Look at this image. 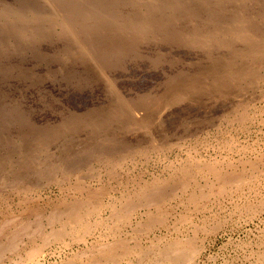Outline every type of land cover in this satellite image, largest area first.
I'll list each match as a JSON object with an SVG mask.
<instances>
[{
	"label": "rangeland",
	"instance_id": "1",
	"mask_svg": "<svg viewBox=\"0 0 264 264\" xmlns=\"http://www.w3.org/2000/svg\"><path fill=\"white\" fill-rule=\"evenodd\" d=\"M79 178L109 189L80 238L63 225ZM154 187L161 204L118 220ZM0 205V229L39 227L0 264H90L124 239L147 253L119 264H264V0H0Z\"/></svg>",
	"mask_w": 264,
	"mask_h": 264
},
{
	"label": "bare ground",
	"instance_id": "2",
	"mask_svg": "<svg viewBox=\"0 0 264 264\" xmlns=\"http://www.w3.org/2000/svg\"><path fill=\"white\" fill-rule=\"evenodd\" d=\"M263 38V37H262ZM243 42V41H242ZM235 62V61H234ZM223 74V73H222ZM231 74V73H230ZM218 75V74H217ZM219 76V75H218ZM221 76V75H220ZM223 76H224V74H223ZM222 78V77H221ZM198 87V86H197ZM193 88V87H192ZM195 88V87H194ZM190 89V88H189ZM186 90V89H185ZM188 90V89H187ZM108 106H110V105H108ZM127 106V105H126ZM136 107V106H135ZM134 107V108H135ZM161 107V106H160ZM116 109V108H115ZM111 110V109H110ZM113 110V109H112ZM93 115V114H92ZM127 117V116H126ZM124 118V117H123ZM102 122V121H101ZM117 122V121H116ZM243 130V129H242ZM132 131V130H131ZM230 136V135H229ZM129 146V145H128ZM139 147V146H138ZM135 149V148H134ZM248 149V148H247ZM137 151V150H136ZM144 153V152H143ZM141 153H139V155H140ZM131 155H132V153H131ZM190 155H192V154H190ZM135 156V155H134ZM141 157V156H140ZM164 157V156H163ZM191 157V156H190ZM136 158V157H135ZM180 161V160H179ZM182 161V160H181ZM201 161V160H200ZM190 162H191V160H190ZM173 163V162H172ZM197 162H193V163H189V165H187V166H184L185 168L183 169V175H182V177H183V179L184 178H187L188 179V177L190 176V177H192V175H190V174H192L193 173V170H195L194 172H196V174L198 173V170H201V165H199V163H201V162H199V163H197ZM188 164V163H187ZM252 164V163H251ZM113 165V164H112ZM191 165H193V166H191ZM216 165V164H215ZM137 166V165H136ZM183 166V165H182ZM200 166V167H199ZM203 166H205L206 167V165H203ZM211 165L209 164V167H210ZM109 167H111L110 165H109ZM165 167V166H164ZM114 168V167H113ZM113 168H111V169H113ZM206 168H208V166L206 167ZM109 169V168H108ZM111 169H109V170H111ZM215 169V167H211L210 168V171H212V173H215L216 171L214 170ZM219 169V168H218ZM117 170V169H116ZM236 170V169H235ZM113 170H111V172H112ZM115 171V170H114ZM179 171V170H178ZM203 171H204V169H203ZM181 172H182V170H181ZM180 172V173H181ZM113 173V172H112ZM206 173V172H205ZM219 173V172H218ZM234 173V172H233ZM111 174V173H110ZM114 174V173H113ZM196 174H194V175H196ZM118 175H119V171H118ZM217 177H218V179H219V181H221V185H225V184H227V182H229L227 179V177H225V175L226 174H224V175H222V174H215ZM107 176V175H106ZM115 176H117V174L115 175ZM172 176V175H171ZM181 176V175H180ZM188 176V177H187ZM229 176V175H228ZM122 177V176H121ZM110 178V177H109ZM171 178V177H170ZM175 178V177H174ZM194 178V177H193ZM230 178H232V177H230L229 176V179ZM127 179H128V177H127ZM157 179V178H156ZM187 179H185V181L186 182H188L187 181ZM205 179V178H204ZM172 180V179H171ZM113 181V180H112ZM160 181V180H159ZM193 180H191V182H192ZM135 182H137V181H135ZM185 182V183H186ZM195 182H196V180H195ZM76 184H75V189H73V190H76V192H80L81 194H83L84 196H86V199L83 201V202H79V203H75L73 206L72 205H70V206H67V208L65 209V216H66V223H65V219H64V222L63 221H61V222H63V225H64V229L66 228V226H70L71 228V230H73V228H78V226H79V235H78V237L80 238V237H82V236H80L81 235V233H89V231L91 230V228L89 227V225H86V222L88 221L87 220V217L86 216H88V215H91L92 213H94L93 211H95V208H94V206L97 204V205H100V203L102 202V197H103V194L105 193V192H108V190H107V187H105V186H102V187H91V186H85L84 184H83V181H81L80 180V178L77 180V182H75ZM139 183H140V181H139ZM154 183H157V181L156 182H154ZM169 183V182H168ZM180 183H182V182H180ZM189 183V182H188ZM132 184V183H131ZM148 184H150V183H148ZM22 185V184H21ZM25 185V184H24ZM70 185V184H69ZM139 185H141V184H139ZM171 185V184H170ZM183 185V184H182ZM181 185V186H182ZM133 186V185H132ZM183 186H185V185H183ZM192 186V185H191ZM26 187V186H25ZM24 187V188H25ZM28 187V186H27ZM145 187V186H144ZM153 187V186H152ZM217 187V186H216ZM231 187V186H230ZM20 188V187H19ZM22 188V187H21ZM110 188H112V186L110 187ZM147 188V187H146ZM205 188V187H204ZM213 188V187H212ZM23 189V188H22ZM27 188H25V190H26ZM115 189V188H114ZM134 189V188H133ZM140 189V188H139ZM138 189V190H139ZM145 189V188H144ZM166 189V188H165ZM183 189H185V188H183L182 187V190ZM193 189V188H192ZM196 189V188H195ZM202 189V188H201ZM222 189V188H221ZM224 189V188H223ZM20 190V189H19ZM24 190V191H25ZM119 190V189H118ZM142 190V189H141ZM168 190H170V188L168 189ZM181 190V191H182ZM203 190V189H202ZM208 190H210V189H208ZM207 190V191H208ZM37 191V190H36ZM120 191V190H119ZM128 191V190H127ZM201 191V190H200ZM212 191V190H211ZM21 192H22V190H21ZM30 192V191H29ZM35 192V191H34ZM138 192V191H137ZM28 193V192H27ZM27 193L26 194H24V195H27ZM128 193V192H127ZM126 193V194H127ZM174 193H176V192H174ZM182 193V192H181ZM201 193H202V196H204L203 195V193H205L204 192V190L203 191H201ZM207 193V192H206ZM122 194V193H121ZM138 194V193H137ZM136 194V195H137ZM166 194H167V192H166V190H162V189H160V188H156V187H154V189L152 188V191H150V190H145V191H142L140 194H139V196L137 197V196H135L134 197V200H132L131 199V197L129 198V200H127L126 202V206L127 207H125V206H122V208H120V209H122L121 211V214L119 215L118 214V216H120L119 218H118V220L119 221H121V219L122 220H125V221H130V218H131V216H133L134 215V212H136V210L140 207V206H147L148 204V206H152V205H155V204H161L160 203V200H163L162 199V197H166ZM198 194V193H197ZM197 194H193L192 195V197L190 198V200L193 202V204H196L195 206H197L196 208H199L200 207V205H199V198H198V196H197ZM20 195V194H19ZM106 195V194H105ZM111 195V194H110ZM169 195V194H168ZM167 195V196H168ZM180 195V194H179ZM21 196H23V195H21ZM129 196V195H128ZM20 197V196H19ZM31 197V196H30ZM137 197V198H136ZM18 198V197H17ZM67 198V197H66ZM82 198V197H81ZM126 198H128V197H126ZM136 198V199H135ZM9 199V198H8ZM25 199V198H24ZM47 199H49V198H47ZM119 199V198H118ZM39 200V199H38ZM37 199H35L34 197L33 198H30V199H27V201H26V203H27V209H26V211L25 212H27V215H29V214H34V213H39V207H37L38 205H37V201H38ZM83 200V199H82ZM203 200V199H202ZM64 202V201H63ZM165 202V201H164ZM201 203V202H200ZM81 204H86V205H83V206H85V211H83L82 212V209H84L83 207L82 208H79V207H81ZM112 204V203H111ZM143 204V205H142ZM163 204V203H162ZM7 205H9V204H7ZM23 205V204H22ZM69 205V204H68ZM123 205V204H122ZM0 206H2V205H0ZM21 206V205H20ZM24 206V205H23ZM57 206V205H56ZM100 206H102V205H100ZM160 207H161V205H159ZM123 207H125L124 209H123ZM159 207V208H160ZM3 208H5V207H3ZM3 208H0V209H3ZM36 208H38L37 210V212H35L36 211ZM79 208V209H78ZM93 208H94V210H93ZM150 208V207H149ZM7 209V208H6ZM114 209V208H113ZM119 209V210H120ZM162 209V208H161ZM168 209V208H167ZM98 210V209H97ZM116 210V209H115ZM114 210V211H115ZM21 211H23V209L21 210ZM99 211V210H98ZM112 211V210H111ZM42 213H43V211H41ZM167 212V211H166ZM59 213V212H58ZM97 213V212H96ZM10 214V213H9ZM35 214V215H36ZM86 214V215H85ZM5 215V214H4ZM16 215V214H15ZM18 215H20V214H18ZM50 215H52L53 217L51 218V219H55V216H54V214H50ZM99 215V214H98ZM153 215V214H152ZM158 215V214H157ZM59 218H60V216L59 215H57ZM63 216V215H62ZM113 216V215H112ZM111 216V217H112ZM117 216V215H116ZM117 216V217H118ZM151 216V215H150ZM30 217V216H29ZM45 217V216H44ZM57 217V219L59 220V218ZM88 217H90V216H88ZM92 217V216H91ZM114 217V216H113ZM14 218H16V217H14ZM47 218H49V216L47 217ZM63 218V217H62ZM159 218V217H158ZM20 219H22V218H20ZM27 219H29V218H27ZM50 219V220H51ZM96 219V218H95ZM132 219V218H131ZM157 219V218H156ZM156 219H155V221H156ZM160 219H161V217H160ZM6 220H8V219H6ZM15 220V219H14ZM49 220V221H50ZM57 220V221H58ZM117 220V219H116ZM159 220V219H158ZM157 220V221H158ZM165 220V219H164ZM163 220V221H164ZM166 220H167V218H166ZM48 221V220H47ZM56 221V220H55ZM86 221V222H85ZM150 221V220H149ZM100 222V221H99ZM98 222V223H99ZM5 223V222H4ZM7 224H4V225H2L1 226V229L0 230H2V228L4 227V228H7L8 226L9 227H16L17 229L14 231V232H12V234L11 235H7V234H9V232L10 231H8V233H6L5 231H1L0 232V253H5L6 254V252H8V251H15L16 250V243L18 242V241H21V235H24L25 233L29 236V238H32V235H33V233H36L37 232V230L39 229V227H38V229L36 230V232H34L33 230H35L36 229V227H35V229H31L32 227H29L28 225H26L25 223H21V222H19L18 221V219L16 218V221H9V222H6ZM35 223V222H34ZM59 223H60V221H59ZM89 224H90V222H88ZM87 223V224H88ZM162 223V222H161ZM60 224H62V223H60ZM66 224V225H65ZM79 224V225H78ZM114 224V223H113ZM126 224V223H125ZM36 225V224H35ZM145 225H148V223L147 224H145ZM144 225V226H145ZM37 226V225H36ZM62 226V225H61ZM87 226L90 228V230H89V228H87ZM90 226H91V224H90ZM96 226H97V224H96ZM101 226V225H100ZM152 226V225H151ZM168 226V225H167ZM43 227V226H42ZM63 227V226H62ZM92 227V226H91ZM146 227V226H145ZM51 228V227H50ZM102 228V227H101ZM115 228V227H114ZM132 228V227H131ZM148 227H146L145 229H147ZM45 229V228H44ZM55 229V228H54ZM58 229V228H57ZM63 229V228H62ZM62 229H61V231H62ZM76 229H75V231L74 232H76ZM53 230V229H52ZM59 230V229H58ZM67 230V229H66ZM149 230V229H148ZM42 231V230H41ZM61 231L59 230V234L61 233ZM32 232V233H31ZM43 232V231H42ZM42 232H40L41 234H42ZM55 232V231H54ZM73 232V233H74ZM120 232V231H119ZM145 232V231H144ZM148 232V231H147ZM146 232V233H147ZM23 233V234H22ZM52 232H49V234L47 235H45V237L46 238H51V236H53V234H54V237L57 239V232H55V233H57V234H55V233H53V234H51ZM115 233V232H114ZM62 234H64V233H61L60 234V236L62 235ZM82 234V235H83ZM85 235V234H84ZM83 235V236H84ZM90 235V234H89ZM98 235V234H97ZM116 235V234H115ZM27 236V237H28ZM57 236V237H56ZM73 236V235H72ZM20 237V239H17V238H19ZM70 237V236H69ZM23 238V237H22ZM46 238H43V239H46ZM52 239H53V237H52ZM82 239V238H81ZM123 239V238H122ZM191 239V238H190ZM35 239H33V241H34ZM47 240V239H46ZM49 240H51V239H49ZM48 240V241H49ZM182 240V239H181ZM47 241V242H48ZM68 241V240H67ZM78 241V240H77ZM81 241V240H80ZM141 241V240H140ZM183 241V240H182ZM44 242V241H43ZM76 242V241H75ZM79 242V241H78ZM138 242V241H137ZM176 242V241H175ZM180 242V241H179ZM20 243H22V242H20ZM19 243V244H20ZM33 243H35V242H33ZM68 243H70V242H68ZM19 244H17V245H19ZM98 245V244H97ZM97 245H96V247H94V248H98L97 247ZM103 245V244H102ZM16 246V247H15ZM47 246V245H46ZM105 246V245H104ZM101 247V246H100ZM39 248H41V247H39L38 245L36 246L35 244H34V246L33 247H31L30 248V250H29V258H34L35 256H36V254H38L39 252H38V250H40ZM43 248V247H42ZM93 248V249H94ZM102 248V247H101ZM147 248V247H146ZM29 249V248H28ZM161 249V248H160ZM8 250V251H7ZM19 250H20V248H19ZM146 249L142 246V244H140V242H138V243H135V244H130L129 242H127L125 239L124 240H115L113 243H108L105 247H103L102 249H100L98 252L100 253L99 254V256H96V255H93V256H91V259H92V261L90 262V264H119V260L123 257V259H124V257H126V256H133V255H135V254H138V255H140V256H142V255H144V253L146 252L145 251ZM156 250V249H155ZM168 250V252H169V258L171 259L172 258V260H175V262H179V260L180 261H186L187 262V260L188 259H190V258H192V256L194 255V254H196V252H197V248H196V245L194 246L193 245V243L192 242H185L184 241V243H172L170 246H169V248L167 249ZM165 251V250H164ZM18 252V251H17ZM16 252V253H17ZM43 252V251H42ZM97 252V253H98ZM154 252V251H153ZM166 252V251H165ZM10 253V252H9ZM14 254H15V252H13ZM12 253V254H13ZM44 253V252H43ZM91 253H93V252H91ZM147 253V252H146ZM1 255V254H0ZM41 255V254H40ZM3 256V254L1 255V257ZM155 257V256H154ZM160 257V256H159ZM127 258V257H126ZM125 258V259H126ZM144 258H146L145 256H144ZM153 258V257H152ZM129 258H127V260H128ZM147 259V258H146ZM149 259H151V258H149ZM155 259V258H154ZM145 260V259H144ZM143 260V261H144ZM178 260V261H177ZM142 261V260H141ZM164 261V260H163ZM120 262H121V260H120ZM140 262V261H139ZM147 262V261H146ZM157 262V261H156ZM167 262V261H166ZM168 262H169V260H168ZM170 262H171V260H170ZM169 262V263H170ZM168 263V264H169ZM184 263V262H183ZM182 262H180V264H183ZM5 264V263H4ZM73 264V263H72ZM156 264V263H155ZM172 264H173V262H172Z\"/></svg>",
	"mask_w": 264,
	"mask_h": 264
}]
</instances>
